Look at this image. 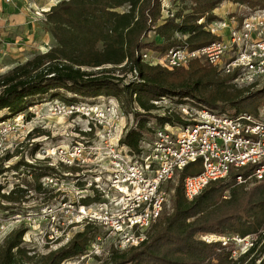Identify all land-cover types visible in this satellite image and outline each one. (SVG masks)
<instances>
[{
    "label": "trees",
    "instance_id": "16d2710c",
    "mask_svg": "<svg viewBox=\"0 0 264 264\" xmlns=\"http://www.w3.org/2000/svg\"><path fill=\"white\" fill-rule=\"evenodd\" d=\"M162 1L62 0L53 6L45 13L44 25L55 45L0 75V113L6 112L0 123L21 114H26L28 121L32 117L28 113L30 108L53 100L73 103L76 97L111 96L121 102L127 115L132 113L135 118L136 126L128 131L122 144L137 154L143 136L151 132L148 124L152 119L159 124H174L178 120L153 116L158 110L153 101L165 97L177 104L196 102L214 110L221 109L219 103L223 102L229 110L239 113L243 112L240 106L247 109L251 99L264 94V89L247 96L243 90L229 91L228 81L219 80L212 68L196 64L187 72L169 71L142 59L146 51L165 55L179 46L197 49L209 45L216 37L197 24L199 19H217L214 11L224 2L259 9L264 8V0H173L183 6L160 24ZM186 11L190 12L184 14ZM151 32L162 41L147 42ZM183 36L187 38L184 40ZM134 70L136 79L126 82L125 77ZM212 87L218 96L209 91ZM251 112L256 113V109L253 107ZM21 166L24 164L16 167ZM26 166L27 171L33 168ZM195 168L186 167L178 185L170 186L174 188L172 213L159 219L140 247L112 252L108 264H244L247 260V264H256L258 258L254 254L263 238L235 259L230 248L220 242L207 243L200 237L245 238L258 234L264 224V180L248 188L237 184L235 177H248L250 169L231 171L227 179L209 183L189 201L182 181L195 175ZM7 171L0 166V176ZM53 174L54 169L47 168L36 177L39 180ZM18 192L20 188L3 195V199L17 203ZM25 233L26 229L20 228L5 240L0 247V264H32L34 255L22 246ZM97 236V228L86 226L67 245L40 256L33 264H62L82 256ZM260 249L264 255V244ZM259 264H264V256Z\"/></svg>",
    "mask_w": 264,
    "mask_h": 264
},
{
    "label": "built area",
    "instance_id": "2783aa9c",
    "mask_svg": "<svg viewBox=\"0 0 264 264\" xmlns=\"http://www.w3.org/2000/svg\"><path fill=\"white\" fill-rule=\"evenodd\" d=\"M167 8L163 4L162 11L168 12ZM197 24L216 37V41L197 49L175 47L161 60L150 62L148 53L143 52V61L169 71H190L198 62L216 69L236 86L251 89L264 86V8H248V14L228 15L211 22L201 18ZM129 77L136 79V70ZM152 103L157 111L164 110L160 117L178 120L174 124L150 122L151 132L143 136L137 154L122 144L136 121L132 113L124 112L117 98L98 96L73 103L53 100L43 104L53 116L77 121L76 138L48 150L39 148L36 159L42 151L54 170L67 166L81 171L77 170L75 175L43 177V185L53 189L58 198L41 215L55 223L65 214L69 226L80 225L83 229L92 226L105 231L84 255L72 259L74 262L63 263L87 264L85 261L102 252L108 239L120 252L140 247L172 201L174 188L170 185L177 186L182 172L190 165H195L197 173L182 181L189 201L209 183L227 179L231 171L250 169L246 178L236 174L239 185L264 180V101L256 113L233 114L196 102L177 104L165 97ZM29 110L36 113L35 108ZM21 115V120L19 115L0 124V154L5 150L8 135L23 125L26 114ZM69 187L74 192L72 199L67 198ZM200 238L207 243L220 242L237 259L259 239L264 240V224L258 234L245 238L216 235ZM69 242L67 239L63 246Z\"/></svg>",
    "mask_w": 264,
    "mask_h": 264
},
{
    "label": "rangeland",
    "instance_id": "374dc122",
    "mask_svg": "<svg viewBox=\"0 0 264 264\" xmlns=\"http://www.w3.org/2000/svg\"><path fill=\"white\" fill-rule=\"evenodd\" d=\"M166 1V6L168 7L166 10H168V12L162 11V19L159 22L160 24L164 19L175 14L183 6L180 3H174L173 0H169L170 2L168 0ZM187 6H190V4ZM27 7L30 8V5ZM248 8L250 7L234 4L232 2H224L214 11V15L217 17V19L224 18L228 15L240 17L242 14H248ZM31 11H29V19L32 22H41V26L44 28L45 33L49 34L46 31L44 25L45 15H43V13L39 10L31 9ZM189 12L190 11H186L184 14H188ZM3 24H5V26L0 27V75L7 73L13 66H17V64L19 65L25 63L24 61L26 59L30 60L35 55L41 54L40 51L38 52V46L35 42L27 45V39L20 37V35L27 33L26 31H28V25L20 27L19 29L18 27H15L18 30L13 32L9 29V27L13 29L12 26H9L7 23H5V21ZM49 36L51 37L50 34ZM146 40L147 42L155 40L158 43L162 41L153 32L149 34ZM54 45L55 42L51 37L49 44H43L41 49L44 52L47 50V48L50 50ZM146 52L151 59L149 62L153 60L155 61V59H162L163 54H160L159 52ZM196 64L199 66L212 68L198 62L194 63L193 65ZM214 70L216 71L219 80L224 79L228 81L226 86L229 91L243 90L245 91L244 95L247 96L249 93L259 92L264 89V86H260L258 88L255 87L253 89L236 86L231 82L230 78L224 77L223 75L219 74L216 69ZM116 74L119 76H125V74L120 71H116ZM125 78L126 82L131 80L129 75ZM209 91L213 92L217 96L219 95L215 87L210 88ZM84 99L85 98L77 99L76 102L83 101ZM263 101L264 94L258 95L248 102L247 109H244L243 106H240L239 110L252 113L251 111L253 107L257 110ZM219 105L221 106L219 111L222 110L223 113L227 114L235 113L234 110H229L227 104L221 102ZM43 106V104H39L36 107H33L35 108L36 113H34L32 110L28 111L32 117L28 121L24 120L23 125H21L16 130H12L5 141V150L0 154V166L8 170L6 173L0 176V247L13 232L19 230L20 228L26 229V233L23 238L24 243L22 246L31 252L30 255H34L35 258L32 261V264L39 261L40 256L57 250L64 245L67 239L71 240L78 232L83 230V227L80 225L69 226V219L66 218L65 214L60 215L58 221L55 223H53L49 217L41 215L43 210L55 204L58 194L53 189L43 185V177L39 180L36 177L43 174L47 168L52 167L49 165L51 162L50 159H48V157H46L42 151L40 153L41 155L39 159H36L35 153L39 148L48 150L54 146L69 142L70 140L76 138V131L74 127L77 122H73L71 119L61 116H53L49 109ZM174 110L177 111L176 108H174ZM163 113L165 112L163 109H161L159 111H154L152 114L153 116H160ZM5 114V111L1 112L0 117L4 116ZM12 119H9L8 121H11ZM21 119L22 117L20 116L19 120ZM150 122L151 124H156L155 119H152ZM20 163L24 164V166L17 168L16 166ZM26 165L33 167L29 170L30 172L27 171L28 168ZM85 168L86 167L84 166L83 169L86 170ZM77 170L81 171V169L64 166L60 167L59 170L55 169L54 174H58L60 177H62L63 173H71L75 175ZM256 183L257 181L253 180L249 181L246 185L248 188H251L255 186ZM170 186L173 185L171 184ZM17 188H20L21 190V192H18L19 202L8 203L3 199V195L7 196L12 190ZM68 192L67 198L72 199L74 197V192L71 191L70 187ZM226 195L228 196L227 193ZM171 213L172 201L170 200V203L167 205L163 215H169ZM104 233L105 231L98 229V235H103ZM263 244L264 240L256 250L257 252L254 254L255 257L258 258L256 264H259L261 259H263L264 255H261L260 251V248ZM114 251L117 250L114 249L112 239H108L104 242L102 252L98 255H95V257L91 260L85 261V263L108 264L110 255ZM252 257L253 256H251V258ZM248 261L249 260H247L244 264H247Z\"/></svg>",
    "mask_w": 264,
    "mask_h": 264
},
{
    "label": "crops",
    "instance_id": "0c3cea01",
    "mask_svg": "<svg viewBox=\"0 0 264 264\" xmlns=\"http://www.w3.org/2000/svg\"><path fill=\"white\" fill-rule=\"evenodd\" d=\"M60 1L62 0H0V27L5 26V24H3L5 21V23L9 26L13 27V29L10 27L9 29L15 32L20 27L28 25V31H26L27 33L20 35V37L27 39V45L35 42L38 46V52L40 51V53H46L49 51L48 48L43 52L41 47L43 44L48 45L51 37L49 34L45 33L44 28L41 26V22H32L29 19V11H31V9L39 10L43 13V15H45L46 12H48ZM28 5H30V8L27 7ZM15 27H18V29ZM26 61L28 60L26 59L24 62ZM14 67L16 66H13L11 69Z\"/></svg>",
    "mask_w": 264,
    "mask_h": 264
},
{
    "label": "bare ground",
    "instance_id": "6f19581e",
    "mask_svg": "<svg viewBox=\"0 0 264 264\" xmlns=\"http://www.w3.org/2000/svg\"><path fill=\"white\" fill-rule=\"evenodd\" d=\"M166 2H167L166 0H163V2H162V3L164 4L165 7H167V6H166V5H167ZM20 116L22 117L23 115H20Z\"/></svg>",
    "mask_w": 264,
    "mask_h": 264
}]
</instances>
